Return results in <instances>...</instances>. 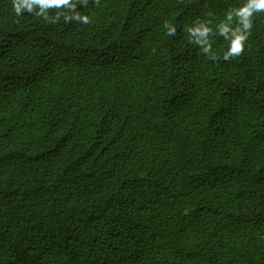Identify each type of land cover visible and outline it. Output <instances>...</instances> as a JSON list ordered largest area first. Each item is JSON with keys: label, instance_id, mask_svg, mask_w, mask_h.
<instances>
[{"label": "trees", "instance_id": "trees-1", "mask_svg": "<svg viewBox=\"0 0 264 264\" xmlns=\"http://www.w3.org/2000/svg\"><path fill=\"white\" fill-rule=\"evenodd\" d=\"M18 2L0 264H264V12L225 60L246 0Z\"/></svg>", "mask_w": 264, "mask_h": 264}, {"label": "clouds", "instance_id": "clouds-1", "mask_svg": "<svg viewBox=\"0 0 264 264\" xmlns=\"http://www.w3.org/2000/svg\"><path fill=\"white\" fill-rule=\"evenodd\" d=\"M69 0H24V3L31 8L35 4H46L47 6H60L67 4ZM20 4L18 0H14V11L17 15L20 13ZM264 12V0H246L240 7L233 8L228 11L226 19L231 22L233 19L237 21V26L232 28L230 24H223L220 27V34L227 36L231 33L232 39L230 48L224 54V59L238 56L244 52L245 42L248 39L252 29V18L255 13ZM167 27V24H165ZM209 29L207 27H198L194 30V34H199L201 38L206 37ZM169 36L174 34V29H169Z\"/></svg>", "mask_w": 264, "mask_h": 264}]
</instances>
